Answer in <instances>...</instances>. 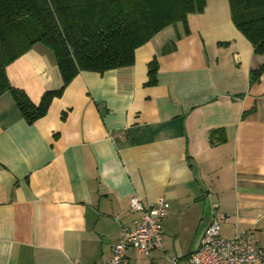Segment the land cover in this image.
<instances>
[{"label":"crops","instance_id":"0c3cea01","mask_svg":"<svg viewBox=\"0 0 264 264\" xmlns=\"http://www.w3.org/2000/svg\"><path fill=\"white\" fill-rule=\"evenodd\" d=\"M155 61V83L148 64ZM264 53L235 27L228 0H205L134 52L130 66L79 71L28 123L0 95V264H101L133 195L164 196L161 247L124 264L185 260L215 217L220 235L264 249ZM38 104L62 86L37 42L5 69Z\"/></svg>","mask_w":264,"mask_h":264},{"label":"trees","instance_id":"16d2710c","mask_svg":"<svg viewBox=\"0 0 264 264\" xmlns=\"http://www.w3.org/2000/svg\"><path fill=\"white\" fill-rule=\"evenodd\" d=\"M235 27L264 53V0H228ZM205 0H0V95L9 91L28 123L43 117L79 71L130 66L135 50L169 24L186 22ZM37 42L54 54L62 86L34 104L10 85L6 67ZM157 65L148 64V84ZM264 68L252 71L258 77Z\"/></svg>","mask_w":264,"mask_h":264},{"label":"built area","instance_id":"2783aa9c","mask_svg":"<svg viewBox=\"0 0 264 264\" xmlns=\"http://www.w3.org/2000/svg\"><path fill=\"white\" fill-rule=\"evenodd\" d=\"M129 207L140 216L132 226H121L110 256L101 264H124L129 248L146 256L161 247L163 220L169 208L167 199L159 196L147 203L133 195ZM172 264H264V249L239 234L231 239L222 237L219 220L214 217L200 237L198 247L185 260L173 257Z\"/></svg>","mask_w":264,"mask_h":264}]
</instances>
